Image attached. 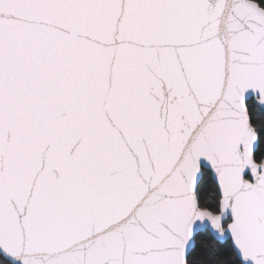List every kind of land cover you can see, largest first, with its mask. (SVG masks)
<instances>
[{
    "label": "snow or ice",
    "instance_id": "obj_1",
    "mask_svg": "<svg viewBox=\"0 0 264 264\" xmlns=\"http://www.w3.org/2000/svg\"><path fill=\"white\" fill-rule=\"evenodd\" d=\"M0 264H264V0H0Z\"/></svg>",
    "mask_w": 264,
    "mask_h": 264
}]
</instances>
